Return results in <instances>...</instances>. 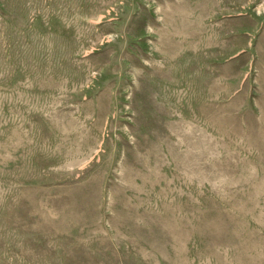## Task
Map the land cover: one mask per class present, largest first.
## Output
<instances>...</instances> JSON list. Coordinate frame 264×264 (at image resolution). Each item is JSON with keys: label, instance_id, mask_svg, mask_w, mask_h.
<instances>
[{"label": "rangeland", "instance_id": "1", "mask_svg": "<svg viewBox=\"0 0 264 264\" xmlns=\"http://www.w3.org/2000/svg\"><path fill=\"white\" fill-rule=\"evenodd\" d=\"M0 264H264V0H0Z\"/></svg>", "mask_w": 264, "mask_h": 264}]
</instances>
